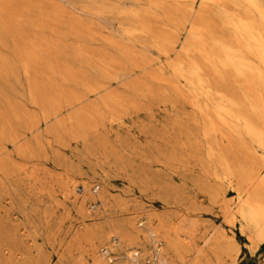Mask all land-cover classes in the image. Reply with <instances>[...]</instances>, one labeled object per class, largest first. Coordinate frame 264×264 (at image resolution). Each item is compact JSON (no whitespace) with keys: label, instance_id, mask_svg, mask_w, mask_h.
<instances>
[{"label":"rangeland","instance_id":"rangeland-1","mask_svg":"<svg viewBox=\"0 0 264 264\" xmlns=\"http://www.w3.org/2000/svg\"><path fill=\"white\" fill-rule=\"evenodd\" d=\"M28 1L0 0V7L7 5V10L10 9L9 14L0 16V264H25L27 259L39 255L55 263L58 253H65L79 224L101 222L109 211H112L109 216L112 222L120 217L130 218L135 211H168L174 218L186 212L189 199L181 204L166 203L156 187L138 186V153L149 155L147 146L154 143L181 152V160L171 167L156 161L149 164L146 160L145 170L161 175L195 201V209L190 213L198 219V230L206 234L212 229H222L232 236L240 245L236 264H264V247L249 253L245 235L240 231L235 212V179L221 181L212 175L204 176L203 169L212 165L206 156L205 135L200 129L204 115L191 104L193 99L186 91L187 86L171 68L176 58L182 57L180 45L192 41L188 27L184 28L187 20L181 11L177 12L181 18L175 26L166 20L157 0H37L42 8L35 14L25 12ZM167 1L174 8L180 4L177 0ZM205 10V16L217 26L214 6L206 4ZM136 15L146 19L156 34H161L164 28L174 31L166 45L170 57L162 55L149 35L127 32L128 28L140 24ZM9 23H20V32H5L2 25ZM156 39L161 44L162 37ZM28 46L31 58L35 56L36 61L32 67L25 65L24 54L29 48H24ZM125 46L135 52L139 62L146 63L144 68L123 58ZM93 52L99 54L96 64L86 57ZM49 66L52 71L47 73ZM65 69L73 71L76 77H64ZM153 74L171 80L184 94L175 95L170 84L155 79ZM48 76L54 80V86L68 93L67 100L63 99L64 95L53 97V102L48 97L42 98L43 101L30 97L32 78L45 80ZM228 84L235 99H239L236 82L229 80ZM96 85L102 89L94 93L91 87ZM69 92L83 99L80 105L68 108L66 101L72 100ZM106 100L111 103L106 105ZM56 101L61 113L54 117L46 109L48 103L56 104ZM79 108L85 112L79 116L80 121L89 126L83 137L76 138L74 135L81 133V127L72 123ZM59 121L64 130L57 126ZM177 125L187 128L177 133L174 129ZM209 135L213 158L223 154L242 165L250 154L264 172L263 146L222 125ZM103 142L127 159L124 169L113 165L104 177L98 165L93 164L95 173L89 167V162L100 154L99 144ZM73 165H77V171L70 169ZM66 175L76 180V195L82 192V182L87 181L93 197L83 201L86 213L80 212L71 198L63 196L60 181ZM202 176L208 184H219L229 190L225 196L226 211L221 203L211 201L197 187L196 181ZM102 189V198H99ZM104 201L106 212L100 214L97 210L100 211ZM119 202L125 203L127 209L122 211L117 206ZM231 214L232 223H229ZM110 243L114 240L110 239ZM138 246L152 250L149 238L141 233ZM115 255L113 251L111 256ZM69 261L65 259L61 264ZM144 261L145 257L141 263Z\"/></svg>","mask_w":264,"mask_h":264},{"label":"bare ground","instance_id":"bare-ground-1","mask_svg":"<svg viewBox=\"0 0 264 264\" xmlns=\"http://www.w3.org/2000/svg\"><path fill=\"white\" fill-rule=\"evenodd\" d=\"M157 1V6L163 10L166 20L172 25H179L181 16L177 12L181 11L187 20L184 28L188 27L187 31L192 41H184L180 45L179 50L182 57L176 58L171 64V68L173 73L187 86L186 91L193 99L190 100L191 104L204 115L205 121L200 129L205 135L206 156L212 165L203 169L205 174L203 175L205 177L212 175L221 181L235 179L237 194L235 212L240 220V231L244 233L246 244L252 251L264 240L263 167H259L258 161L250 154L243 159L242 165L238 160L235 163L228 160L223 154L217 159L213 158L214 151L209 132L216 131L219 125H222L228 131L248 137L250 141L264 147V0H177L180 3L176 7L177 9L167 0ZM164 3L169 5L165 6ZM206 4L214 6L215 12H217V26L214 20L205 16ZM2 6L0 7L1 17L4 14H9L7 12L10 11L9 8L7 10V5L6 7ZM41 8L37 0H29L28 4L24 6L25 12L34 14L41 11ZM136 16L140 24L128 28L127 32L149 35L162 55L170 57L171 54L166 49V45L172 40L174 31L164 28L161 30V34H156L151 30L146 19H141L139 15ZM2 29L5 32L17 31L18 33L21 30V25L20 23H9L2 25ZM158 36L162 37L161 44L156 39ZM179 39L180 37L177 38V40ZM172 46L175 48L176 44ZM24 49L27 50L24 54L25 65L32 67V63H36L33 60L35 56L31 58L30 46ZM122 56L139 68H144L146 65L144 62L138 61L135 52L129 46L124 47ZM86 57L94 64L100 60L98 52H93ZM116 62L117 60L114 63ZM48 68L45 71L47 73L52 71L50 66ZM62 74L68 78L76 77L74 72L68 69H65ZM152 77L170 84L175 95L182 96L184 94L180 87L161 74H153ZM229 80L236 82L235 88L241 96L237 100L230 91ZM91 89L97 93L102 88L96 85ZM65 94L68 95L61 88L54 86L51 76L46 77L45 80L40 77L32 78L30 97L34 101L48 97L52 98L53 102L55 96L58 95H64V98L63 96L61 98L67 100ZM69 94H71L72 100L69 103L66 101L69 104L68 108L80 105L83 99L74 93L69 92ZM110 103L111 100L105 102L106 105ZM58 105L57 101L56 104L48 103L47 113L53 114L54 117L58 116L61 113ZM83 112L84 110L79 108L75 112L76 117L73 118L74 123L72 124L81 127V133L78 131L74 135L76 138L83 137L85 128L89 126L80 121L79 116ZM83 122L87 123L89 120ZM57 126L64 130V125L60 121L57 122ZM185 128L187 127L182 125L174 127L177 133L182 132ZM174 129L171 128V131L174 132ZM166 141L165 139L163 143L166 144ZM99 145L100 154L89 162L93 173L97 172L93 168V164L100 167L102 177L113 165L118 164L120 169L127 166L126 158L117 154L104 142ZM147 147L150 148L149 155L141 151L138 153L140 163L136 165V171L139 172L137 180L139 188L156 187L162 193L166 203L181 204L184 200L189 199L186 212L174 218L168 211L164 213L135 211L130 218L120 217L112 222L111 219L109 220L112 211H109L106 213L107 218L101 222L92 225H86L83 222L79 224L65 247V253H58L55 263H51L48 257L39 255L27 259L25 264H61L65 259L70 260L69 264H128V262L135 264H236L240 251L239 243L222 229H212L206 234L200 232L196 227L198 219L190 213L195 209V201L188 198L176 185H171L163 180L161 175L147 172L144 168L151 161L171 167L180 162L181 152L176 153L174 148L167 150L165 145L158 143ZM235 164L239 166H235ZM70 169L77 171L78 167L73 165ZM80 174L86 175L87 173L80 172ZM87 184V181H83L82 192L80 195H76L77 184L74 178L66 175L60 181L63 196L71 198L82 213H86L83 209V201L93 197ZM196 185L201 191L208 194L211 201L221 203L224 211L227 210L228 203L225 196L229 190L223 189L219 184H208L203 176L197 179ZM102 193L103 189L98 195L99 198H102ZM105 202H103L100 211L97 210L100 214L106 212ZM117 206L122 211L127 209L126 204L122 202H119ZM228 222L232 223V214ZM140 233L149 238L152 250L148 251L138 246ZM106 239H108L107 242ZM110 239L114 240V243H110ZM199 239L201 242H198ZM99 243H103V245L99 246ZM73 249H76L74 254L72 253ZM113 251L116 253L114 257L111 256ZM188 254L190 256L186 258ZM143 257H145V261L141 263ZM87 258L90 260L88 261Z\"/></svg>","mask_w":264,"mask_h":264},{"label":"crops","instance_id":"crops-1","mask_svg":"<svg viewBox=\"0 0 264 264\" xmlns=\"http://www.w3.org/2000/svg\"><path fill=\"white\" fill-rule=\"evenodd\" d=\"M263 242H264V240L261 241V242L258 244V246H257L254 250H252V251L248 250L249 253L254 254V253L256 252V250L258 249V247L260 246V244L263 243ZM236 262H237V261H236Z\"/></svg>","mask_w":264,"mask_h":264},{"label":"trees","instance_id":"trees-1","mask_svg":"<svg viewBox=\"0 0 264 264\" xmlns=\"http://www.w3.org/2000/svg\"><path fill=\"white\" fill-rule=\"evenodd\" d=\"M263 247H264V243H262V244L260 245L259 250H261Z\"/></svg>","mask_w":264,"mask_h":264}]
</instances>
